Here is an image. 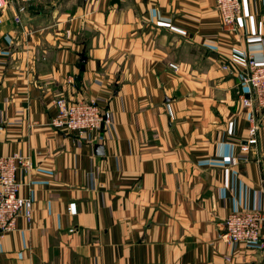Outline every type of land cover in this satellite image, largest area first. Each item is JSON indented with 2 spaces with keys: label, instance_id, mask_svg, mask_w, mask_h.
I'll list each match as a JSON object with an SVG mask.
<instances>
[{
  "label": "crops",
  "instance_id": "obj_1",
  "mask_svg": "<svg viewBox=\"0 0 264 264\" xmlns=\"http://www.w3.org/2000/svg\"><path fill=\"white\" fill-rule=\"evenodd\" d=\"M241 5L229 33L215 0H3L0 155L28 156L32 211L0 235V264H264L217 236L231 211L264 214V110L242 150L240 83L264 55V0ZM58 96L111 121L52 127Z\"/></svg>",
  "mask_w": 264,
  "mask_h": 264
},
{
  "label": "built area",
  "instance_id": "obj_2",
  "mask_svg": "<svg viewBox=\"0 0 264 264\" xmlns=\"http://www.w3.org/2000/svg\"><path fill=\"white\" fill-rule=\"evenodd\" d=\"M31 1V0H25ZM221 16L222 28L227 32L237 31V21L242 15L241 0H215ZM3 0H0L2 6ZM18 21V17L15 18ZM176 68V64L170 63ZM223 69L230 68L226 61ZM240 83L246 87L242 103L250 109L249 138L241 145L242 150L248 144L256 143L259 128L257 114L264 110V55L260 60L247 55L245 66L240 72ZM56 114L50 121L52 127L84 135L111 121V112L101 109L94 100H74L58 96L53 99ZM29 165L28 156L19 153L0 155V235L15 229L16 219L20 214L30 221L32 199L19 194V182L16 171ZM69 211L75 212L74 203L69 204ZM264 214L258 210H241L230 212L223 220V233L220 237L231 242L256 243L264 252V237L261 228Z\"/></svg>",
  "mask_w": 264,
  "mask_h": 264
},
{
  "label": "rangeland",
  "instance_id": "obj_3",
  "mask_svg": "<svg viewBox=\"0 0 264 264\" xmlns=\"http://www.w3.org/2000/svg\"><path fill=\"white\" fill-rule=\"evenodd\" d=\"M223 30H224V29H223ZM229 33H230V32H229ZM231 33H234V32H231ZM176 67H177V65H176ZM221 68L223 69L222 64H221ZM79 100H81V99H79ZM84 101H90V100H84ZM106 110H108V109H106ZM111 115H112V114H111ZM109 123H110V121L108 122V124H109ZM256 135H257V134H256ZM247 139H248V138H247ZM231 212H235V211H231ZM228 214H229V213H228ZM228 214H227V215H228ZM227 215H226V216H227ZM226 216H225V217H226ZM221 233H223V231L218 232V233H217V236H218V238H220V239H224V238H222V237L219 236V234H221ZM224 240H225V239H224ZM226 241H227V240H226ZM228 242H231V241H228ZM237 243H243V242H237ZM257 245H258V244H257ZM258 246H259V245H258ZM259 247H260V249L262 250L261 246H259ZM262 252H263V251H262ZM263 253H264V252H263Z\"/></svg>",
  "mask_w": 264,
  "mask_h": 264
},
{
  "label": "water",
  "instance_id": "obj_4",
  "mask_svg": "<svg viewBox=\"0 0 264 264\" xmlns=\"http://www.w3.org/2000/svg\"><path fill=\"white\" fill-rule=\"evenodd\" d=\"M82 56H83V54H82ZM81 60L84 61L85 60V57L83 56ZM96 147H97V150H98L97 152H100V153L103 152L101 145H96Z\"/></svg>",
  "mask_w": 264,
  "mask_h": 264
}]
</instances>
